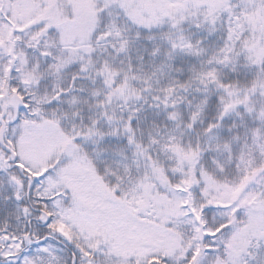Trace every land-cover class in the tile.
<instances>
[{
  "label": "snow or ice",
  "instance_id": "snow-or-ice-1",
  "mask_svg": "<svg viewBox=\"0 0 264 264\" xmlns=\"http://www.w3.org/2000/svg\"><path fill=\"white\" fill-rule=\"evenodd\" d=\"M0 264H264V0H0Z\"/></svg>",
  "mask_w": 264,
  "mask_h": 264
}]
</instances>
